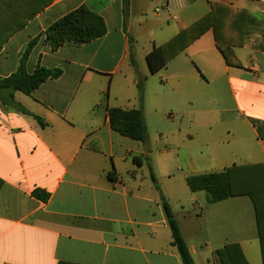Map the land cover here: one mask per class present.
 Instances as JSON below:
<instances>
[{"label": "crops", "instance_id": "obj_1", "mask_svg": "<svg viewBox=\"0 0 264 264\" xmlns=\"http://www.w3.org/2000/svg\"><path fill=\"white\" fill-rule=\"evenodd\" d=\"M11 1L0 11V78L17 71L36 38L27 73L43 66L61 68L63 75L31 95L15 93L29 114L0 101V264H182L150 169L195 264H221L218 250L228 244H239L250 264H263L251 199L209 204L204 192H192L187 184L190 176L264 164L261 36L250 35L234 49L241 68L227 65L212 30L156 74L147 56L215 5L262 19L264 0H131L126 12L123 0H53L43 9L42 0ZM82 7L104 19L107 34L53 51L46 31ZM228 94L232 106H226ZM110 108H142L147 142L114 132ZM151 129L157 130L154 139ZM185 138L202 141L210 162L226 166L174 172L169 157H162L158 173L153 143L164 142L166 152ZM188 163L196 171L195 162ZM37 190L49 194L48 200L35 197ZM241 198L251 201L256 230L250 205Z\"/></svg>", "mask_w": 264, "mask_h": 264}, {"label": "trees", "instance_id": "obj_2", "mask_svg": "<svg viewBox=\"0 0 264 264\" xmlns=\"http://www.w3.org/2000/svg\"><path fill=\"white\" fill-rule=\"evenodd\" d=\"M10 1L0 0V11ZM52 1L42 0L41 8H45ZM130 1L123 0L125 12ZM208 30L213 31L217 48L229 66L242 67L234 49L243 47L250 35L259 34L261 36V42L257 49L264 52V19H259L246 10H235L230 6L215 5L206 17L181 32L163 47L154 49L147 56L150 72L156 74L164 69L172 58L184 51ZM106 34L107 26L104 19L82 7L54 23L46 31V41L53 51H57L68 42L84 45L98 40ZM38 41L39 38H36L28 44L21 56L19 67L12 76L5 79L0 78V101L4 106L24 114L29 113L15 101V93L22 92L31 95L46 81L59 79L63 75L61 68L43 66H38L33 74L27 73V61ZM131 59L133 60L132 53ZM138 89L139 99L143 101L142 83L138 85ZM108 118L112 130L117 134L134 141L147 142L149 132L142 108L137 110L110 108L108 109ZM36 119L44 126L41 118L36 117ZM150 175L171 230L172 243L177 249L182 264H195L173 209L162 193L152 169H150ZM187 184L192 192H204L209 204L238 196H248L251 199L255 208L264 264V164L234 165L221 173L190 176L187 178ZM3 185L4 182L0 179V191ZM33 195L44 202L49 198V194L39 190L35 191ZM218 257L221 264H250L239 244L226 245L218 250Z\"/></svg>", "mask_w": 264, "mask_h": 264}, {"label": "rangeland", "instance_id": "obj_3", "mask_svg": "<svg viewBox=\"0 0 264 264\" xmlns=\"http://www.w3.org/2000/svg\"><path fill=\"white\" fill-rule=\"evenodd\" d=\"M264 19V18H262ZM143 63V61H142ZM227 100H226V106H232V99L231 96L228 94L226 96ZM187 125V124H186ZM169 130V129H167ZM157 132L156 129H151L150 135L152 137V139H154L155 133ZM165 143L164 142H160L157 141L156 143H153V157L155 160V164H156V170L159 173L161 170V165H159L158 160L162 159V157H169V159L172 161V166L170 168L171 171H178L179 169H182L184 172H189V171H193V172H210V171H218L221 170V168H223L222 166H226L224 165L225 163H219L218 165H215L213 163L210 162V158L208 157L209 155V148L206 147L202 141L198 140V139H194V140H189L188 138H185L181 141H179L178 145H176V147H170V148H176L175 150H168L166 152H163V150H165ZM184 156H191V157H184ZM178 157H180V159H183L185 161V165L183 166L181 162L178 161ZM203 158L206 162L201 161L200 159ZM234 160H236L235 162H238L240 164H249L251 163L250 161H248L247 157H244L242 159V161H240V159H237L236 157H232ZM188 160H192L195 162L196 166H195V170L192 169V167H190V164L188 163ZM227 164V163H226ZM203 197L205 194H201ZM243 199L242 201H244L245 203H248V205H250V216H251V220H252V230H253V225H254V229L256 230V225H255V219H254V212H253V208H252V204L251 201L248 198H241Z\"/></svg>", "mask_w": 264, "mask_h": 264}]
</instances>
